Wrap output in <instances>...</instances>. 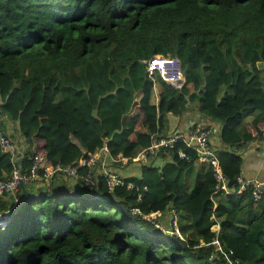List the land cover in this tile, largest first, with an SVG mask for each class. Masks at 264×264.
<instances>
[{
    "label": "trees",
    "instance_id": "1",
    "mask_svg": "<svg viewBox=\"0 0 264 264\" xmlns=\"http://www.w3.org/2000/svg\"><path fill=\"white\" fill-rule=\"evenodd\" d=\"M166 54L186 69L180 90L151 80L142 63ZM263 70L264 0H0V117L17 122L26 142L19 157L0 144V180L15 168L29 173L37 155L41 176L104 146L133 159L163 134L167 114L194 101L221 124L228 148L218 156L231 187L242 163L235 150L264 138V123L247 113L264 111ZM159 153L169 157L162 166L146 163L127 178L147 186L141 198L109 191L103 179L44 182L0 228V264H264V200L214 194L206 164L189 187L197 156L183 142ZM135 208L174 209L183 238Z\"/></svg>",
    "mask_w": 264,
    "mask_h": 264
},
{
    "label": "built area",
    "instance_id": "2",
    "mask_svg": "<svg viewBox=\"0 0 264 264\" xmlns=\"http://www.w3.org/2000/svg\"><path fill=\"white\" fill-rule=\"evenodd\" d=\"M142 63L146 67L149 78L155 81L162 79L167 84L175 89L180 90L185 83V72L182 68L181 60L174 55L166 54L162 56H154L152 58L144 59ZM156 87V85L154 86ZM218 131L213 126L204 124H195L187 132L172 131L166 134H158L152 137L151 144L142 149L136 155L134 161H149L154 159L163 148H173L176 144L183 142L187 148L196 153L198 161L203 164L210 165L215 178L214 194L225 191L227 193L238 192L244 193L249 191L255 202H262L264 200V179L248 178L241 174L237 175L231 187L229 180L220 163L218 153L214 150L212 145V137ZM0 144L5 151H14V143L11 137L5 133L0 120ZM101 151L109 158L110 162H117L119 160L130 161V158L113 157L107 146L101 148ZM98 152L90 154L87 158L81 159L77 165L71 167H63L58 165L46 167L44 174L41 176L39 171L44 167L43 157L37 155L33 158V162L29 173L22 174L18 168H15L11 175L5 179L0 180V197L5 195L17 193L22 185L32 184L35 182H47L49 178L56 172H62L76 181H81L85 185L97 186L100 179H103L108 190L113 191L116 188H126L139 194V198L148 190L147 186L141 187L133 181L127 180V177L120 174L118 171H111L106 169L105 164L97 165L99 159ZM178 156L187 161L191 160V155L183 150L178 151ZM84 167L86 173L81 175L79 169ZM134 214L141 215L144 219L152 222L156 227L160 228L164 233L172 234L183 238L179 230L178 214L174 209H170V221L168 226H165L160 220L162 212H154L152 214H145L140 209L132 210ZM9 222V216L0 213V228L5 227ZM214 231V230H213ZM220 249V244L217 239L213 241ZM214 259V256H211Z\"/></svg>",
    "mask_w": 264,
    "mask_h": 264
},
{
    "label": "crops",
    "instance_id": "3",
    "mask_svg": "<svg viewBox=\"0 0 264 264\" xmlns=\"http://www.w3.org/2000/svg\"><path fill=\"white\" fill-rule=\"evenodd\" d=\"M263 77H264V72H263ZM155 91L157 94L159 93L157 87H155ZM197 106H198L197 102L192 101L191 103H189L188 107L185 110H183L180 114L178 115H174L172 113L167 114L165 116V121H164L165 130L163 134L172 131L187 132L195 124H204L207 126H213L218 129V131L212 137V145L214 147V150L218 153L219 150L228 148V146L223 144L220 137V130H221L220 122L213 120L212 118H210L205 114L200 113L197 109ZM247 113L254 115L255 117H258L264 123V111L255 110L251 113L250 111H248ZM0 120L2 121L3 130H5V132L12 138V141L14 143L13 152L15 153V156L17 157L22 156L26 147L24 145L26 144V142L24 141V139L22 138L19 132L18 123L14 122L12 119L5 116L0 117ZM246 121H250V118H248ZM235 153H237L242 159V163L240 167V174L242 176L248 178L264 179V138L245 142L240 148L235 150ZM159 154L160 153H158V155L150 162L134 161L132 159L130 161L119 160L117 162L112 163L109 161V158L100 149L98 152L99 159L97 160V165H100L104 161L102 164H105L106 169L108 170L118 171L120 174H122L127 178L133 176L138 177L141 175L142 166L145 165L146 163H151V164L154 163L157 166H162L166 162V160L168 161L169 157L167 158L164 157L165 158L164 159L161 156H159ZM118 157H121V155H119ZM204 166L205 164L196 160L193 167L189 171V174L191 175L187 179L189 187L192 186L193 179L195 178V176L198 173L203 172ZM51 183L53 186L66 184L70 188H77L80 186L78 181L74 180L73 178L67 176L62 172L54 173L49 178V181L46 182V185H50ZM24 186L26 187L27 191L31 192L32 194H38V191L44 186V183L35 182ZM19 192H21V189L19 190ZM17 198H18L17 193L0 197V213H4V212L12 213ZM159 217H161L163 224H168V222L170 221L169 212L161 213ZM214 220L216 221V224L212 226V230L216 231V233H219L218 231L220 230V220L217 218H215Z\"/></svg>",
    "mask_w": 264,
    "mask_h": 264
},
{
    "label": "water",
    "instance_id": "4",
    "mask_svg": "<svg viewBox=\"0 0 264 264\" xmlns=\"http://www.w3.org/2000/svg\"><path fill=\"white\" fill-rule=\"evenodd\" d=\"M185 71H186V69L184 70V72H185ZM30 196H34V194H32L31 192L27 191L26 187H25L24 185H22V186H21V192H20L18 198L16 199V205H20V204H22L24 198H26V197H30ZM4 214H5L6 216H9V215L11 214V212H10V213H8V212H4ZM218 232H219V231H218Z\"/></svg>",
    "mask_w": 264,
    "mask_h": 264
},
{
    "label": "rangeland",
    "instance_id": "5",
    "mask_svg": "<svg viewBox=\"0 0 264 264\" xmlns=\"http://www.w3.org/2000/svg\"><path fill=\"white\" fill-rule=\"evenodd\" d=\"M10 216H12V214L10 215ZM165 226H168V224H164ZM214 229V228H213ZM218 250H220V251H222V248H220V249H218Z\"/></svg>",
    "mask_w": 264,
    "mask_h": 264
}]
</instances>
